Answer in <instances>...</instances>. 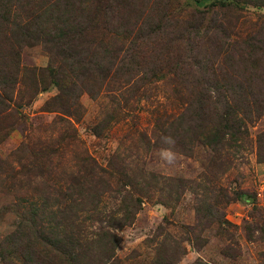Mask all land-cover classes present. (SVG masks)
Returning a JSON list of instances; mask_svg holds the SVG:
<instances>
[{
	"label": "rangeland",
	"instance_id": "obj_1",
	"mask_svg": "<svg viewBox=\"0 0 264 264\" xmlns=\"http://www.w3.org/2000/svg\"><path fill=\"white\" fill-rule=\"evenodd\" d=\"M244 1L164 0L172 26L168 49L161 52V67L168 80H147L162 47L152 42L146 46L147 42L138 39L132 75L109 81L97 96L80 92L70 117L60 114V103H50L58 94L55 86L38 92L30 104H26L31 97L28 88L19 86L15 94L18 111L0 119V243L20 226L30 203L42 205L45 194L51 200L41 207L44 212L39 213L38 223L42 229L53 228L49 217L56 205L53 199L66 190L80 158L90 155L104 166L122 164L129 176L140 181L149 180L150 174L159 178L152 190L140 194L141 210L134 223L115 232L119 264L153 262L166 239L182 245L183 254L175 264H194L197 260L206 264H264V164L256 156L257 135L264 132V48L253 52L243 45V57L240 52L229 55L227 51L250 37H264L263 0H254L261 6ZM152 4L151 0L146 9H138L130 21L139 18L140 24L151 22ZM214 16L217 21L211 26ZM193 24H199L200 36L186 41L185 29ZM164 37L161 33L156 40L163 38L166 42ZM120 39L127 44L124 35ZM184 46H192V50L186 52ZM248 53L250 66L245 60ZM48 62L49 55L41 45L21 47L22 68H44ZM127 79L129 83H125ZM227 79L231 84L235 82V91H226V95L239 97L240 83L244 98L257 102L251 107L254 120L242 124L247 139L214 152L196 140L189 142L186 120L190 114L186 111L190 109L188 101L195 99L199 91L205 95L203 88H210L213 81L227 87ZM210 92L212 97L202 100L221 99L212 88ZM180 115L184 119L181 128L166 132V124ZM96 128L102 133L100 137L94 136ZM166 133L185 140V154L165 147ZM75 136L77 140H73ZM47 145L56 151L50 157L42 155ZM177 180L184 185L178 197L172 192ZM117 197L112 193L103 197L102 213L116 209ZM200 201L216 204L224 211L228 224H214L203 231L194 229ZM85 226L91 237L98 225ZM248 230L251 240L247 238ZM197 234L206 241L203 247L185 240ZM226 247L233 248L237 256L226 257ZM39 249L45 254L50 252L43 246ZM9 259L4 262L0 258V264L24 263L21 252L10 253Z\"/></svg>",
	"mask_w": 264,
	"mask_h": 264
},
{
	"label": "trees",
	"instance_id": "obj_2",
	"mask_svg": "<svg viewBox=\"0 0 264 264\" xmlns=\"http://www.w3.org/2000/svg\"><path fill=\"white\" fill-rule=\"evenodd\" d=\"M149 1L151 0H0V119L12 111H18L16 107H19V103L15 94L19 91V86L23 85L28 88L31 96L26 104H30L38 92L48 86H55L58 94L50 103H60V114L70 117L80 92L85 91L91 96H97L109 81L114 82L123 75H132L138 39L147 42L146 46L152 42L155 46L162 47L154 59L147 80H168V75L161 67V52L166 51V47L168 49L172 39L169 37L172 29L169 28L172 26L163 7L164 0H152L151 22L144 21L140 24L139 18L130 21L138 9L139 12L146 9ZM244 2H253L250 4L254 6L264 4V0L261 4L254 0ZM220 5L229 6L224 3ZM196 13L202 14L200 11ZM216 21L214 16L209 24L212 26ZM199 24L185 29L186 41L200 36ZM215 30L217 31L218 27H215ZM161 33L166 42L162 41L163 38L156 40ZM123 35L125 40L128 38L127 44L121 42L120 37ZM32 45H41L48 53L49 62L46 67H21L20 49L22 46ZM243 45L257 52L264 48V37L258 40L254 37L248 38L241 44L227 49L229 55L240 52V57H243ZM182 48L186 52L192 50V46ZM217 49L222 50L220 46ZM250 54L245 58L249 66ZM201 80L202 76L198 78V83ZM129 82L130 79L125 81ZM213 82L210 88H203L205 95L199 91L195 99L188 101L190 109H187L186 113L190 114V117L186 124L187 133L190 135L189 142L196 140L218 152L225 145L247 139V129L242 124L253 122L251 107L256 106L257 102L251 103L244 98V89L240 83L237 84L238 97L233 93L232 96L225 93L228 91L231 94L235 91V82L231 84V80L227 79V87L217 81ZM211 88L215 91L212 93L219 94L221 99H209L208 102L202 100L204 97H212ZM227 96L232 98L226 99ZM259 113L256 111V114ZM180 121H184L183 115L166 124V132L181 128ZM101 134L97 128L94 130V136L100 137ZM73 140H77L76 136ZM166 144L167 149L178 150L182 154L186 152L183 138L166 133ZM256 144V156L264 164V132L257 135ZM54 152L56 151L47 145L42 155L50 157ZM158 179L150 174L149 180L140 181L134 176H129L120 163L104 166L90 155H83L75 173L69 179L66 190L53 199L56 205L49 211L53 228L45 230L39 227L38 223L39 213L44 212L41 207L45 208L51 200L49 195L45 194L42 205L39 207L30 203L18 223L20 226L0 243V258L9 262L10 253L21 252L23 264H119L120 261L115 255L119 239L115 232L134 223L137 213L141 210L140 194L152 190ZM176 183L172 192L178 197L184 185L181 180ZM44 186L50 188L47 184ZM107 193L116 194L119 202L116 209L102 213L103 197ZM195 213L197 221L194 229L198 228L199 231L214 224H228L224 211L216 204L200 201ZM85 225H98L95 227L97 230L90 233L91 237H88ZM247 238H253L249 230ZM185 240L192 242L196 247H203L206 243L200 234L195 235L194 239ZM167 241L168 239L166 245H160L154 261L149 264H175L179 260L183 254L182 245L173 240V243ZM39 246L50 252L42 253ZM223 254L230 258L237 256L231 247H226ZM194 264L206 263L197 260Z\"/></svg>",
	"mask_w": 264,
	"mask_h": 264
}]
</instances>
